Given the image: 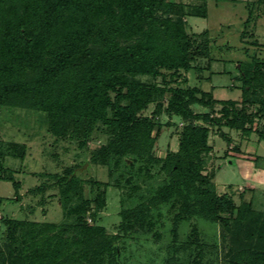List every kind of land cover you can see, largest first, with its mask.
<instances>
[{
    "label": "trees",
    "instance_id": "16d2710c",
    "mask_svg": "<svg viewBox=\"0 0 264 264\" xmlns=\"http://www.w3.org/2000/svg\"><path fill=\"white\" fill-rule=\"evenodd\" d=\"M175 7L167 0H0V105L45 112L50 131L78 139L80 148L102 135L101 145L89 148L88 166L122 161L133 170L135 162L144 161L135 171L151 177L150 164L161 163L162 184L146 200L138 194L139 202L120 210L121 229L151 225L150 207L162 205L175 211V237L177 228L192 218L219 224L223 239L228 236L224 264H264V212L250 201L236 204L232 193L217 194L215 172L206 171L211 127L249 134L254 119L264 116V62L252 67L239 63L238 100L183 87L178 83L182 72L199 68L197 60L205 59V68L211 67L210 46L205 34L201 41L189 34L182 11ZM162 115L182 125L176 152L161 157L154 149L162 134ZM257 135L264 140V131ZM76 168L51 175L66 193L81 189ZM0 172L10 173L0 180L11 182L17 195L14 173L1 161ZM93 202L95 211L105 205L99 194ZM86 204L84 199L69 209L75 222L60 233H49L52 225L24 231L36 224L4 218L9 247L18 232L22 246L15 253L8 249L7 257L0 249V264H69L77 259L102 264L104 258L105 264H120L113 245L116 235L107 237L103 226L83 221ZM200 235L191 227L183 264H202L209 244ZM212 237L215 242V234ZM175 250L171 247L165 264H176Z\"/></svg>",
    "mask_w": 264,
    "mask_h": 264
},
{
    "label": "rangeland",
    "instance_id": "374dc122",
    "mask_svg": "<svg viewBox=\"0 0 264 264\" xmlns=\"http://www.w3.org/2000/svg\"><path fill=\"white\" fill-rule=\"evenodd\" d=\"M175 3L182 11V19L189 34L201 41L206 35L210 46V68H205L206 60H197L199 68L182 72L183 87H197L210 91L214 98L238 100L240 81L239 63L252 67L257 61L264 62V2L258 0H167ZM249 21L246 23L247 17ZM252 16V18H251ZM205 34V35H204ZM194 65V66H195ZM149 107L147 113L150 112ZM204 111V108L195 107ZM219 106L215 110L218 112ZM218 115V114H217ZM162 134L154 149L155 156L174 153L178 147V130L182 122L176 118L162 115ZM166 122L174 123L169 126ZM200 123V122H196ZM175 126V127H174ZM174 127V128H173ZM219 130L229 136L230 141L222 137ZM258 131H264V116L256 118L249 134L230 130L223 126L211 127L208 143L212 151L207 158L206 171L214 170V190L217 194L232 193L236 204L250 201L252 207L264 212V140H258ZM103 142L102 135L87 140L85 148L78 146L79 140L69 136L54 135L48 125L47 114L10 105H0V161L12 171L18 185L15 195L11 182L0 180V249L7 257L8 249L15 253L22 244L18 232L12 247L2 223L4 218H13L36 224L26 226L25 230L46 229L52 225L49 233H60L65 225L75 222L68 211L75 205H81L86 199V212L83 221L87 225L98 224L105 228V236L116 235L114 246L118 249L116 258L120 264H165L171 255V247H176L172 263L183 264L188 249L191 227L205 235L209 245L205 248L202 264H224L228 249V236H221L222 227L206 221L192 218L177 228V236L171 232L174 210L166 206L150 207L151 225L127 224L120 228L121 209H127L139 202L138 194L146 200L154 193L165 178L160 164H150L151 177L136 172L144 161L134 163L130 169L122 161L116 166L85 164L89 148L98 147ZM238 148L239 153L234 149ZM16 156L18 158H15ZM125 163L129 160L124 159ZM86 165V166H85ZM80 166L81 168H76ZM69 168H76L81 177V189L66 193L58 186L56 178ZM8 177L10 173L0 172ZM98 182L99 185L94 184ZM99 194L105 199L103 208L95 211L93 198ZM95 211V218L91 214ZM72 217V218H71ZM215 234V242L212 235ZM214 242V243H212ZM186 250V251H185ZM104 258L102 264L106 263ZM86 261L70 260L69 264Z\"/></svg>",
    "mask_w": 264,
    "mask_h": 264
}]
</instances>
